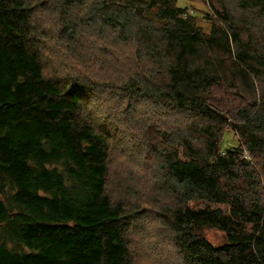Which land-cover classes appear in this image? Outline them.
Instances as JSON below:
<instances>
[{
    "label": "trees",
    "instance_id": "obj_1",
    "mask_svg": "<svg viewBox=\"0 0 264 264\" xmlns=\"http://www.w3.org/2000/svg\"><path fill=\"white\" fill-rule=\"evenodd\" d=\"M181 1L0 0V264H129L155 183L186 264H264V0ZM136 100L163 106L129 134L155 173L115 201Z\"/></svg>",
    "mask_w": 264,
    "mask_h": 264
},
{
    "label": "rangeland",
    "instance_id": "obj_2",
    "mask_svg": "<svg viewBox=\"0 0 264 264\" xmlns=\"http://www.w3.org/2000/svg\"><path fill=\"white\" fill-rule=\"evenodd\" d=\"M242 2V1H241ZM181 4L185 5H191L193 9H198L199 12H208V8L205 7L204 3L199 0H193V2H185L181 1ZM235 4L239 8V1L236 0ZM245 9H241V15L244 13ZM193 12V10H192ZM203 16V15H202ZM198 24L204 29L207 30L209 28V24H207L204 21V18L201 17L198 18ZM261 25V26H260ZM257 26L255 31H260V28L263 26V22L257 23ZM261 37L259 36L257 39V42L259 41ZM52 62V61H51ZM50 62V63H51ZM49 63V64H50ZM50 70V66L48 67ZM128 68L125 67V73H123L124 76H132L131 74L135 73V76H137V71H130ZM132 69V66L130 67ZM116 85H118L116 83ZM121 100L117 101L118 106L124 105L126 102L121 104ZM136 104L133 106L139 109V111L136 113L137 115L132 116V119L130 121H126V124L130 127H126V134L128 135V138L124 140V137L121 136V132L119 130L118 133L115 132V144L113 145L114 150L112 153V160H111V167L114 171L119 172V179L122 181V186L119 187L118 184H116L114 189H117L116 192H114V195L111 197L113 200L117 201L119 195H121L123 192H125V189H129V182L132 181L134 183H138L139 180H145L148 181L150 179L149 173H155V169L151 166L152 160L150 157H148V152H143L139 148V145L137 142L134 141V138L131 139L129 137V134H133L134 136H137L138 134L136 132L135 125L142 126L143 124L139 121L140 118H145L146 114H150L151 116H161V113L163 111V106H155L154 104L146 101L136 100ZM132 103V100L130 102ZM127 103V104H128ZM97 104L94 102L92 106H95ZM132 107V109H133ZM129 108V107H126ZM124 111V108H121ZM131 115V112H130ZM97 116H101L97 115ZM142 116V117H141ZM167 116H173L172 119L175 117L179 118L180 120H185L186 112H183V110H177L174 114H167ZM159 126V125H158ZM157 126V127H158ZM120 129H123L120 125ZM122 145V147H121ZM238 145V139L235 138L232 131L228 130L225 135V147L228 148H235ZM125 152H123V150ZM248 154L244 153V158L248 159L250 161V158H247ZM156 177V176H155ZM160 180L163 181L162 178L158 177ZM125 181V184H124ZM164 182V181H163ZM168 185V183H165ZM164 186H159V183H155V191L150 193V190L148 188H145V192L143 193V200L144 202L148 203V208L144 211V217H142L140 220H135L132 223V226L130 227L131 230L126 235L128 236V242H129V251H130V262L129 264H186L183 260L182 256L178 255L174 250L178 251L177 248L174 246V244L171 241L170 233L168 229H165V226L163 225V221H161L160 216V210L159 208L153 206L151 202H149L147 199L148 197H152L154 195V199H159L162 196L165 197L169 201L168 204L176 203L177 200L170 196L165 190ZM261 189V187L259 188ZM176 196V195H175ZM124 200V199H123ZM127 203H130L129 201ZM172 205V204H171ZM170 206V205H168ZM142 207V206H141ZM159 218V219H158ZM203 236L206 238V240L213 246H221L225 244L226 239L224 236V233L221 231H218L216 229L211 228H205L203 230Z\"/></svg>",
    "mask_w": 264,
    "mask_h": 264
},
{
    "label": "bare ground",
    "instance_id": "obj_3",
    "mask_svg": "<svg viewBox=\"0 0 264 264\" xmlns=\"http://www.w3.org/2000/svg\"><path fill=\"white\" fill-rule=\"evenodd\" d=\"M96 48V47H95Z\"/></svg>",
    "mask_w": 264,
    "mask_h": 264
}]
</instances>
